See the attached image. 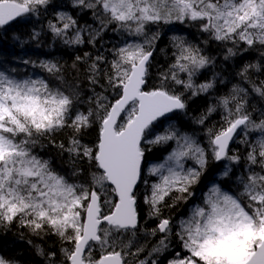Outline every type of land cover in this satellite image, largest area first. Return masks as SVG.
Instances as JSON below:
<instances>
[{"label":"snow or ice","instance_id":"obj_1","mask_svg":"<svg viewBox=\"0 0 264 264\" xmlns=\"http://www.w3.org/2000/svg\"><path fill=\"white\" fill-rule=\"evenodd\" d=\"M72 2L91 23L57 11L29 38L47 32L94 52L76 55L70 66L24 60L40 70L32 74L0 61V227L57 237L55 250L27 241L42 264H264V106L250 103L264 101V0ZM50 7L53 0H0V29ZM161 25L191 26L207 38L173 35L171 63L150 85L162 37L151 29ZM109 32L120 39L106 47ZM210 44L218 55L207 54ZM249 52L259 58L237 70L239 82L228 81L227 93L214 95L227 86L214 70L218 62ZM198 96L209 98L207 106L192 115L189 102ZM176 114L191 131L172 122ZM213 114L220 118L209 125ZM94 126L96 140L85 143L82 134ZM66 129V140L55 139ZM44 141L67 156L68 171L38 153ZM237 141L246 154L231 147ZM170 144L162 162H149L154 148ZM190 200L186 215L173 214ZM0 264L21 261L0 254Z\"/></svg>","mask_w":264,"mask_h":264},{"label":"trees","instance_id":"obj_2","mask_svg":"<svg viewBox=\"0 0 264 264\" xmlns=\"http://www.w3.org/2000/svg\"><path fill=\"white\" fill-rule=\"evenodd\" d=\"M54 7H50L48 12L42 14L39 17H30L27 18L30 20L29 23H13L11 26L0 29V61L4 62L5 68L16 67L21 72L27 71L29 74L37 73L40 70L34 66H26L23 64L24 60H34L39 61L42 59H54L58 60L61 63H66L71 65L72 61L75 59L76 55L82 54L83 51H93L90 45H85L82 48H72L67 47L60 43L59 41H53L51 35L45 32L39 41L29 38V33L36 29L40 30L41 25H46L49 19L53 18V14L57 11H66L72 14L74 17H77L80 23H91L90 14L80 15L78 10L73 7L72 0H53ZM170 25H161L158 27L153 26L152 31L159 30L162 33L160 41L157 43V52L155 54V60L153 61L154 67L152 69L153 80L150 81V85L155 83V74L157 69L160 70L166 69L171 63V37L173 35H185L188 36L190 40L194 42H199L196 37L199 39H206V36L201 35L196 28L187 26V25H175V29L187 28L185 32H180L178 30L168 31ZM192 33L193 35H190ZM120 37L118 35H113L112 33H105L104 40L106 42V47H111L112 43H116ZM99 46V45H98ZM218 46L216 44H210L208 53L211 55H218L217 51ZM161 49L165 51H161ZM103 49H101L102 51ZM95 54V53H94ZM258 53H244L242 56L230 60L227 64L218 62V66L214 69L216 72H220L225 79V85H221L218 88V92L215 94H225L228 89L231 87L228 81L232 83H238L239 78L236 77L237 70L247 62H255L258 59ZM211 69L205 70L198 78L197 82L207 79L211 74ZM75 76V73L69 72L67 74L69 83H75L72 77ZM253 78H257L255 75ZM259 79H264V76H259ZM80 86L82 89H85V95L90 93L86 91L88 85L83 78L80 79ZM246 86V85H245ZM99 91V89H97ZM208 97L198 96L193 98L189 102L188 111L192 115H198L207 106ZM250 103L256 105L257 107L264 106V101H260L258 98H252ZM219 114H213L210 118L209 125L215 123L219 120ZM254 118L255 115H254ZM172 122L177 123L186 131H191V126L187 122V118L182 117L180 114H176L172 118ZM167 123V122H166ZM97 127H92L82 134L83 141L85 143L94 142L97 138ZM197 132L202 135V132L197 128ZM70 135V132L66 129L64 132L59 133L55 139L57 140H66L67 136ZM259 137V133H250V139L255 140ZM45 147L38 149V153L45 158H52L54 160V166L57 169H63L68 171L70 165L67 163V156L61 157L57 149L53 148L51 145H47V142H43ZM174 147L173 144L168 145L167 147H157L154 148L152 153L149 154V162L162 161V159L169 154L171 148ZM234 149H238L241 153H245L244 145H241L239 141L231 146ZM246 154V153H245ZM82 167H87V165H81ZM208 179H211L209 173ZM204 181H202L203 184ZM202 186V185H201ZM197 186V193H199V188ZM235 186V185H234ZM138 192H143V185L138 189ZM139 203V210L141 215L147 211V208L141 201ZM190 203V201L188 202ZM185 205H179L176 209H173V214L177 217H180L183 213L186 212ZM180 212V213H179ZM168 213H165L167 215ZM149 227L154 226V221L149 222ZM23 234V235H21ZM28 240H33L34 244H42L46 250H55L59 247V242L57 237L50 235L45 237L44 240H39L31 236L27 230L20 228L18 225L13 224L9 229H4L0 227V254H5L7 256H14L21 261V264H42V258L38 257L34 253L33 246L27 243ZM67 246V245H66Z\"/></svg>","mask_w":264,"mask_h":264},{"label":"flooded vegetation","instance_id":"obj_3","mask_svg":"<svg viewBox=\"0 0 264 264\" xmlns=\"http://www.w3.org/2000/svg\"><path fill=\"white\" fill-rule=\"evenodd\" d=\"M180 213V212H179ZM155 241L153 240V241H151V243H154ZM164 255H166V254H162L161 255V259H163L164 258ZM166 263V262H165Z\"/></svg>","mask_w":264,"mask_h":264},{"label":"rangeland","instance_id":"obj_4","mask_svg":"<svg viewBox=\"0 0 264 264\" xmlns=\"http://www.w3.org/2000/svg\"><path fill=\"white\" fill-rule=\"evenodd\" d=\"M166 157H167V156H166ZM158 162H159V161H158ZM161 162H162V161H161ZM182 205H184V204H181V206H182ZM188 210H189V206L187 207V212H188ZM165 264H166V263H165Z\"/></svg>","mask_w":264,"mask_h":264}]
</instances>
